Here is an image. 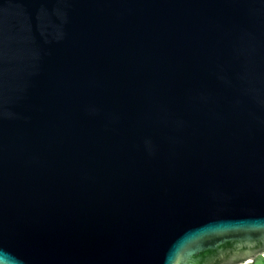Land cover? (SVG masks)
<instances>
[{"label": "water", "instance_id": "1", "mask_svg": "<svg viewBox=\"0 0 264 264\" xmlns=\"http://www.w3.org/2000/svg\"><path fill=\"white\" fill-rule=\"evenodd\" d=\"M264 256V0H0V264Z\"/></svg>", "mask_w": 264, "mask_h": 264}, {"label": "rangeland", "instance_id": "2", "mask_svg": "<svg viewBox=\"0 0 264 264\" xmlns=\"http://www.w3.org/2000/svg\"><path fill=\"white\" fill-rule=\"evenodd\" d=\"M254 264H264V256H260V257H258V258L255 260Z\"/></svg>", "mask_w": 264, "mask_h": 264}]
</instances>
